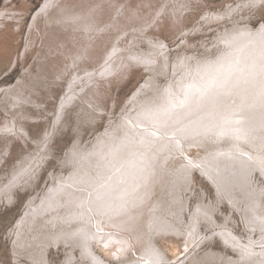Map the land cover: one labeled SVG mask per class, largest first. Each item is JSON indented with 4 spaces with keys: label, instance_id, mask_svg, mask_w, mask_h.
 I'll list each match as a JSON object with an SVG mask.
<instances>
[{
    "label": "bare ground",
    "instance_id": "bare-ground-1",
    "mask_svg": "<svg viewBox=\"0 0 264 264\" xmlns=\"http://www.w3.org/2000/svg\"><path fill=\"white\" fill-rule=\"evenodd\" d=\"M263 8L264 0L225 11L206 0L42 4L26 49L40 55L15 86L0 84V154L15 137L27 144L26 123L38 119L32 109L45 104L40 88L49 94L61 83L67 93L42 145L33 140L38 149L13 171L14 186L1 183L0 198L45 165L67 116H75L79 136L63 162L75 166L69 176L53 172L42 199L30 198L14 231L15 264H52V247L67 252L65 264H116L97 248L123 264H264V20L256 30L248 24ZM14 11L0 8L1 50L20 34L24 15ZM4 56L0 77L14 63L2 70ZM137 67L147 79L116 118L102 101L106 85ZM106 119L105 136L84 144L86 127ZM228 135L233 144L219 143ZM233 138L248 140L236 145ZM198 173L212 186L207 203ZM215 241L224 251L211 247Z\"/></svg>",
    "mask_w": 264,
    "mask_h": 264
},
{
    "label": "rangeland",
    "instance_id": "rangeland-1",
    "mask_svg": "<svg viewBox=\"0 0 264 264\" xmlns=\"http://www.w3.org/2000/svg\"><path fill=\"white\" fill-rule=\"evenodd\" d=\"M45 1L46 0H7L6 2V0H0V8L6 5L8 9L15 10L14 12H16L18 15H21V16L24 15L21 20L23 24L20 30V34L19 36L15 37L17 38V40L15 41L13 46L9 49H6L7 46L3 47L4 48L3 50H1V47H0V51L5 55L2 70L7 69L11 60L12 59L14 60V63L11 65V68H9L7 73H5L4 75L0 77V84L1 83L7 84L8 87L11 85L15 86L18 83L19 79L23 77L24 73L28 71L31 68V66L34 65L37 59V56L40 55L39 51H36V52L34 51L35 48L33 51H29V52H27L26 49H27V43H29L28 38H29L31 26L33 25V22H34V18L37 15V13L40 11V9L42 8V4ZM206 1L212 4L215 9L217 7L219 10L225 11L227 10L229 6L235 5L238 2H241L242 0H206ZM219 10H217V12ZM201 11H203V7ZM262 13L263 14H261V16L258 17V19L249 21L248 23V24L253 25L255 30L261 26V21L264 20V9L262 10ZM239 23L240 25H242L241 27H244V25L247 24V21L240 20ZM233 24L234 23L227 24V27H233L234 26ZM215 52L217 53L218 50ZM18 56L20 57V59L17 61ZM173 59H176V56H173ZM90 65H93V64H89V66ZM85 66H88V65L85 64ZM38 73H39L38 69L35 68V74L37 75ZM146 75L148 74L146 71L143 70L142 67H137L134 70L132 69V71L126 73L124 78L119 79L120 80L119 82L122 81L121 84H119V82H115L114 86L108 85L109 87H107L106 85V89L109 92H107L106 98H104L102 101L104 102V105L106 107L109 105L108 109L110 108L109 113H111V115L116 117V114H117L116 118H118L120 114H122V111L124 109L123 106L125 107L127 106L126 104L127 101L131 99L133 94L136 92V90L141 85L144 84L145 80L147 79ZM172 77L173 75L170 76L169 78H162L164 80V82L162 80V83H169L173 79ZM60 86H62L61 83L57 86H52L51 89L49 90L50 91L49 94H47L48 92L46 89H42V88L39 89L42 92L41 94H43L42 95L43 97H40L39 99L43 100L45 104L42 106V110L40 112H38L37 109H32V114L38 117V119L29 121L26 123L27 125L25 126V133L23 134H25V138L27 137L26 138L27 144H25L18 137H15L13 139V143L11 145L6 143L8 150L5 153H3V155L0 154V159H1L0 161V185L1 183L5 182L8 185L7 187L14 186L13 184L15 180L17 179V177H15L16 175L13 176L12 173L18 171V166L20 164L19 162H22V159L24 158V156L26 157L27 153L28 154H31V152L35 153L38 147L42 145V142L44 141V137H45L44 134H46L47 129H49L52 124L55 125V122L57 119L56 112L58 114L59 106L63 99V95L67 93V90L65 89L67 86L66 85L64 87H60ZM154 95L155 93L152 96ZM151 97L150 95L148 96V98H151ZM112 101L113 103L116 102L115 107L117 108H113L114 104L112 103ZM68 117L69 116H67L68 123L66 124V127H63L62 129L57 131L55 135L53 136V138L51 137L52 138L50 141L51 149L49 151V156L45 158L44 160L45 163L43 164L45 165H42L40 167V170H39V167L35 169V171L33 172V176L29 178L30 180L28 181V183H23L19 187L15 186V188L12 190L11 193L7 195H3V197L0 198V264H15L14 250H15V245H17L15 244L17 242L16 236H18L17 234L19 232L18 233L16 232L17 234L15 235L14 231H16V228L19 222L24 218L27 212V206H28L30 198L31 199L38 198V200L40 198L42 199L43 192L50 186V181H51L50 177L53 172L55 174H58V172L60 171L66 174L68 173L67 175L68 177L69 171L72 170L69 168L71 166L75 167L73 163H71V165L67 164L68 166L67 165L63 166V162L66 160L68 152L70 155L71 150L77 146L75 141L77 140L76 137L79 136L76 133L75 128H73V125L76 122L75 116H71L70 122H69ZM108 120L109 119H106L104 121H99L97 124H94L91 127L89 126L86 127L87 131L85 130V132L81 134L83 143L87 144L91 142L92 140L94 141L97 138H99L100 135L101 137H104L106 130H107L106 127L108 126L107 125ZM50 134L52 136V133ZM35 139L38 140V142H40V145H38V147L33 142V140ZM1 144L2 143L0 142V145ZM71 157L69 156V158ZM196 178H197V182L199 183V184L197 183L198 184L197 188L202 187L203 190L205 189L208 193L207 196L209 197L206 196L204 199V201L207 203L208 198L211 197V199H213L214 197L212 186H209L206 182H204V180L201 178V175L199 173L196 174ZM20 179H22V177ZM29 183H32V184L29 187H27ZM7 187L5 189H8ZM5 189L3 191H5ZM11 195H13L12 197L14 198L9 201V199L7 198ZM193 201L195 202V199H193L192 202ZM223 210L224 212H228V213L230 211L229 207H227L225 203H224ZM236 216L238 215L236 214ZM236 229L238 232L239 230L240 231L242 230L241 227L240 229H238V225ZM218 241L213 242V245L211 247L213 249H216V251L222 252L224 251L225 247L223 244H221ZM159 246L161 250L166 251V247L163 246V243L162 244L159 243ZM96 250L106 260H110L111 262L116 263V264L126 263L125 262L126 259L124 258H121L120 260H113L112 257L106 255L105 251L102 250L101 248H97ZM50 251L51 252H49L47 255L50 258V262L52 264H65L67 252L66 251L63 252L62 247L61 248L52 247ZM225 251L231 254L232 257L238 258L237 257L238 255L236 252L230 251L228 249H226ZM167 253L169 252L167 251ZM76 255H79V254H76ZM169 257H172V256L169 254ZM77 260H79V258ZM24 262L25 264L33 263L30 260H24Z\"/></svg>",
    "mask_w": 264,
    "mask_h": 264
},
{
    "label": "water",
    "instance_id": "water-1",
    "mask_svg": "<svg viewBox=\"0 0 264 264\" xmlns=\"http://www.w3.org/2000/svg\"><path fill=\"white\" fill-rule=\"evenodd\" d=\"M264 9V8H263ZM262 9V10H263ZM184 90H186V88H184ZM264 129V128H263ZM240 132V131H239ZM254 136H252V137H250V138H253ZM228 140H225V141H220L219 143H226V144H233L232 142H231V139H232V136L231 135H228ZM246 140H248V138L247 139H235V138H233V141H235L234 142V144H238V145H245L247 142H245ZM255 140H256V138H255ZM260 140L261 141H263V143H264V140H263V138L261 137L260 138ZM255 142L256 141H254V142H252L253 143V145H256L255 144ZM249 143H251V142H249ZM260 143V142H259ZM262 145H264V144H262ZM263 148V151H264V147H262ZM194 149V148H193ZM204 149L205 148H201L200 150L202 151V152H204ZM225 150H227V147L225 148ZM230 150H232V148L230 147ZM253 150V149H252ZM194 154V153H193ZM200 155V154H199ZM198 156V155H197Z\"/></svg>",
    "mask_w": 264,
    "mask_h": 264
}]
</instances>
